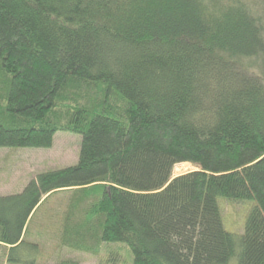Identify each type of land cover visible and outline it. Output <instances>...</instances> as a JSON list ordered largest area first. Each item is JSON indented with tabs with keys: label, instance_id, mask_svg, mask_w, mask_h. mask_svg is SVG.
<instances>
[{
	"label": "trees",
	"instance_id": "1",
	"mask_svg": "<svg viewBox=\"0 0 264 264\" xmlns=\"http://www.w3.org/2000/svg\"><path fill=\"white\" fill-rule=\"evenodd\" d=\"M0 74V151L82 139L77 164L0 196L6 263L70 193L64 247L264 264V0H0ZM183 163L198 170L173 178ZM220 198L256 203L242 235Z\"/></svg>",
	"mask_w": 264,
	"mask_h": 264
},
{
	"label": "rangeland",
	"instance_id": "2",
	"mask_svg": "<svg viewBox=\"0 0 264 264\" xmlns=\"http://www.w3.org/2000/svg\"><path fill=\"white\" fill-rule=\"evenodd\" d=\"M4 82V76L0 74V93L4 89ZM81 141L80 135L58 132L50 149H1L0 193H21L40 173L77 164ZM196 170H198L196 166L183 163L174 168L172 176L174 178ZM70 196V193H56L40 206L30 224L26 245L14 252L12 257L27 264H133V252L125 243L107 245L98 254L86 253L62 245L65 213ZM255 205L254 201L235 203L220 198L219 207L225 230L235 235H242L248 214ZM4 252L0 251V254H3L0 257V264L1 262L11 264L6 263ZM227 264H239L238 255Z\"/></svg>",
	"mask_w": 264,
	"mask_h": 264
},
{
	"label": "crops",
	"instance_id": "3",
	"mask_svg": "<svg viewBox=\"0 0 264 264\" xmlns=\"http://www.w3.org/2000/svg\"><path fill=\"white\" fill-rule=\"evenodd\" d=\"M7 195H12V194H7V193L2 194V193H0V196H7Z\"/></svg>",
	"mask_w": 264,
	"mask_h": 264
}]
</instances>
